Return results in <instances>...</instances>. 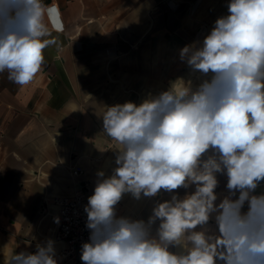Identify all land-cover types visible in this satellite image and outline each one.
I'll use <instances>...</instances> for the list:
<instances>
[{
    "label": "clouds",
    "instance_id": "clouds-1",
    "mask_svg": "<svg viewBox=\"0 0 264 264\" xmlns=\"http://www.w3.org/2000/svg\"><path fill=\"white\" fill-rule=\"evenodd\" d=\"M227 10L179 52L195 82L179 78L138 105L104 108L103 134L119 147L84 208L83 264H264V0H230ZM45 16L63 30L43 0H0V74L19 86L33 82L56 43ZM217 174L227 176L219 203ZM193 186L157 202L147 221L117 214L125 194L139 201ZM8 264H58L54 243Z\"/></svg>",
    "mask_w": 264,
    "mask_h": 264
},
{
    "label": "crops",
    "instance_id": "crops-1",
    "mask_svg": "<svg viewBox=\"0 0 264 264\" xmlns=\"http://www.w3.org/2000/svg\"><path fill=\"white\" fill-rule=\"evenodd\" d=\"M59 11L62 31L45 23L56 43L27 86L0 74V264L35 253L51 240L55 258L69 243L52 238L57 197L94 192L97 172L112 174L119 147L103 134L104 108L167 90L193 74L180 50L203 41L230 0H43ZM217 203L227 176L217 174ZM161 191L136 201L125 194L118 215L147 221L157 202L186 192ZM264 191V182L257 189ZM159 221L153 226V232ZM209 227L216 228L214 219ZM76 246L66 264H83ZM172 251H179L177 248Z\"/></svg>",
    "mask_w": 264,
    "mask_h": 264
},
{
    "label": "built area",
    "instance_id": "built-area-1",
    "mask_svg": "<svg viewBox=\"0 0 264 264\" xmlns=\"http://www.w3.org/2000/svg\"><path fill=\"white\" fill-rule=\"evenodd\" d=\"M88 197L86 192L78 191L72 197L55 198L58 212L53 218L54 222L55 218H59V223L55 222L52 238L70 245L57 254L59 264H66L72 259L76 246L82 247L89 242L90 230L86 227L87 214L84 211Z\"/></svg>",
    "mask_w": 264,
    "mask_h": 264
}]
</instances>
